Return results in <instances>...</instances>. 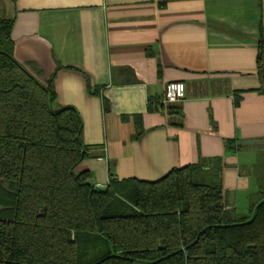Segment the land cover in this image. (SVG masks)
I'll return each instance as SVG.
<instances>
[{"label": "crops", "instance_id": "obj_1", "mask_svg": "<svg viewBox=\"0 0 264 264\" xmlns=\"http://www.w3.org/2000/svg\"><path fill=\"white\" fill-rule=\"evenodd\" d=\"M0 18L14 21L16 61L79 112L77 169L95 185L109 168L154 181L219 157L228 209L248 210L264 154V0H0ZM170 81L185 98L160 107Z\"/></svg>", "mask_w": 264, "mask_h": 264}, {"label": "trees", "instance_id": "obj_2", "mask_svg": "<svg viewBox=\"0 0 264 264\" xmlns=\"http://www.w3.org/2000/svg\"><path fill=\"white\" fill-rule=\"evenodd\" d=\"M12 20L0 18V264H264V154L245 214L228 209L219 157L154 181L109 168L97 188L77 169L79 112L16 61ZM258 60L264 95L263 36Z\"/></svg>", "mask_w": 264, "mask_h": 264}, {"label": "built area", "instance_id": "obj_3", "mask_svg": "<svg viewBox=\"0 0 264 264\" xmlns=\"http://www.w3.org/2000/svg\"><path fill=\"white\" fill-rule=\"evenodd\" d=\"M186 86L182 81H170L165 85L164 94L159 99L158 103L161 106H165L170 103L181 101L185 98ZM97 188H101V185H95Z\"/></svg>", "mask_w": 264, "mask_h": 264}, {"label": "rangeland", "instance_id": "obj_4", "mask_svg": "<svg viewBox=\"0 0 264 264\" xmlns=\"http://www.w3.org/2000/svg\"><path fill=\"white\" fill-rule=\"evenodd\" d=\"M247 211H248V210L245 208L244 210H242V211L240 212V214L248 213ZM132 264H141V263H140V262H134V263H132Z\"/></svg>", "mask_w": 264, "mask_h": 264}]
</instances>
